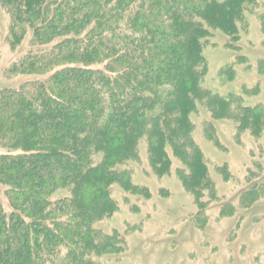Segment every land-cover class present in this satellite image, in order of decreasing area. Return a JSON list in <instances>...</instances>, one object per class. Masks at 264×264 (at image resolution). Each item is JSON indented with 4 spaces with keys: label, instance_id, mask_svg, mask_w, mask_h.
<instances>
[{
    "label": "trees",
    "instance_id": "trees-1",
    "mask_svg": "<svg viewBox=\"0 0 264 264\" xmlns=\"http://www.w3.org/2000/svg\"><path fill=\"white\" fill-rule=\"evenodd\" d=\"M254 2L0 0L10 46L27 35L31 46L7 72L33 76L0 88V264H89L114 250L118 235L94 224L115 208L111 186L148 196L119 168L142 140L156 175L171 154L188 191L212 188L191 138L203 42L213 29L236 38ZM236 115L259 130V112Z\"/></svg>",
    "mask_w": 264,
    "mask_h": 264
},
{
    "label": "rangeland",
    "instance_id": "rangeland-1",
    "mask_svg": "<svg viewBox=\"0 0 264 264\" xmlns=\"http://www.w3.org/2000/svg\"><path fill=\"white\" fill-rule=\"evenodd\" d=\"M8 33V17L0 10V88H17L33 76L7 71L31 48L30 37L11 47ZM202 56L191 138L212 188L199 199L188 191L176 172L183 165L171 154L170 171L156 175L142 140L139 159L119 168L148 196L111 186L115 208L94 226L120 241L114 250L90 255L89 264H264V0L243 12L236 38L211 30ZM246 107L261 114L259 130L239 128L236 114ZM3 191L0 186L8 209Z\"/></svg>",
    "mask_w": 264,
    "mask_h": 264
}]
</instances>
